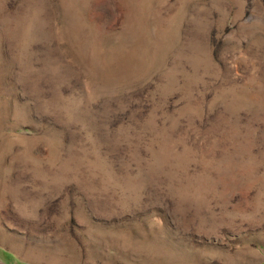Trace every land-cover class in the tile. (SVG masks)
<instances>
[{"label": "rangeland", "instance_id": "rangeland-1", "mask_svg": "<svg viewBox=\"0 0 264 264\" xmlns=\"http://www.w3.org/2000/svg\"><path fill=\"white\" fill-rule=\"evenodd\" d=\"M0 264H264V0H0Z\"/></svg>", "mask_w": 264, "mask_h": 264}]
</instances>
